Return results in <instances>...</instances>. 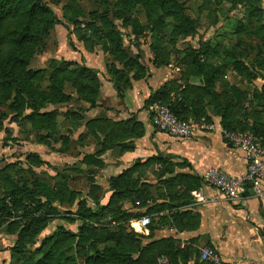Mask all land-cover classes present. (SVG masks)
Segmentation results:
<instances>
[{
    "label": "trees",
    "instance_id": "obj_1",
    "mask_svg": "<svg viewBox=\"0 0 264 264\" xmlns=\"http://www.w3.org/2000/svg\"><path fill=\"white\" fill-rule=\"evenodd\" d=\"M200 1L203 4L201 11L212 5L223 6L225 4H229L228 12H232L237 7L245 6V9L256 17L258 10L260 11V8L256 6L259 0L258 2L257 0ZM167 2H173V5L180 11L177 21L181 25H179L177 31L180 32L186 26L191 34L196 35L195 21L184 15L183 8L181 6L178 8L179 6L175 0H161L159 4L154 3L163 9ZM77 10L80 15H90L89 27L94 28L93 25L100 16L97 13L87 14L80 8ZM71 20L76 22L74 19ZM244 20L242 19L236 24L237 30L229 38L230 43H233V41H236V43L231 46L226 45L224 54L228 56L225 57L224 62L230 65L232 63V67L227 65L226 68L235 73L247 75L252 80H257L259 69L264 68V23L258 20L262 32H258L256 29H253L256 32H252L251 24L246 26L247 24L242 23ZM57 21L52 9L44 3V0H0V103L12 97L16 88L15 84L21 78L26 82L39 81L44 78L45 70L42 72L32 71L28 70L27 66L34 56L36 47L39 45V39L49 36L53 25ZM253 22L257 24L256 21ZM248 30L253 34L252 39L246 34ZM247 39L253 41V43L251 41L247 42ZM177 40L174 38L171 44L175 45ZM241 46L245 48L243 55L241 51L238 52V48ZM182 52L177 51L176 53L184 55L180 59V67L184 70L181 76L183 90L176 91L172 96L173 91L170 84H167L154 93L150 99L149 108L155 103H161L169 106L175 116L181 120L200 122L205 118L207 119V107H212L216 115L221 118V124L225 130L252 132L263 138L264 143V90L260 91L255 87L253 81L249 85V88L252 87L251 89L229 86L227 88L228 92L219 93L217 91L218 83L224 82L226 73L214 64V59L217 60V52L215 53L213 44L210 41L205 42L203 49L192 48L184 53ZM155 56L154 64L156 66L170 65L164 55L158 52V49L155 50ZM259 60H263V62L260 63ZM63 62L67 67H73L68 73L73 79V87L78 91L79 98L87 102L90 107H96L99 91L98 75L85 66L69 63L65 60ZM126 66L138 71L134 79H141V73H144L145 68L139 63V60H129ZM50 67L53 72L49 78L50 83L47 89L55 96H59L60 100L67 99V94L64 91L66 76L61 74L62 70H60L57 61H52ZM38 72L42 73L41 77L36 76ZM111 74L115 78V86L120 94L123 92L122 87L127 88L129 86V82L125 79L127 74L125 71H118L115 65H112ZM192 78H202V85H193L191 83ZM173 89L175 91V88ZM230 93L232 96H230ZM15 98L17 99L18 96ZM32 109L34 110V107ZM61 115L64 116V119L75 121H79L81 118L78 113L70 111L63 114L59 111L35 112L32 128L38 132L53 133L56 130L57 119ZM101 127L107 138H121L128 133L139 134L138 127L130 123L106 122ZM63 141L68 143L69 138L63 137ZM66 150L63 149L58 152L65 153ZM157 160L162 164L165 163L164 160L159 158ZM21 180L23 181L21 186L15 181L9 186L6 185L7 196L0 198V231L7 225L19 233V238L10 250L11 261L13 260L14 264H163L160 262L161 260H166V264H178V259L182 260L183 264L188 262L190 250L178 249L171 240L158 241L143 246L142 239H150L155 235L157 229L155 218L152 217V224L146 229L149 231H145L147 233L141 236L129 232L126 224H128V221L138 220L146 215L160 213L165 210L173 212L175 209L191 205L193 202L192 191L202 187L199 179H195L190 183L182 181L185 190L181 196L177 194L178 200L167 203L155 201L154 207L150 208L146 214L126 212L118 204L113 207L118 200H129L133 204L136 202L145 204L149 200H154L150 193L148 196H142L141 191L144 188L140 184V180L135 181L130 175L112 179L115 195L106 207H101L99 212H95L87 207L85 203H81L77 213H67L70 216L73 215L75 221L81 222L77 232L59 226L52 234L43 238L40 243L38 241L39 236L47 229L50 221L62 219V214L55 207H51L49 213L43 212V205L35 199L34 195L45 192L51 203L65 205L69 202L73 203V201H69V198L75 195V192L68 187L66 181L63 185L60 184L59 188L52 189L45 186L40 178L35 175L34 185L39 187V190L31 193L27 189L28 180L25 177H21ZM9 181H12L10 176L4 178V182ZM126 194H129L128 197ZM12 198H15L13 204L19 202L39 204L35 207L28 204L30 206L26 205L23 211H13L9 200ZM162 198L165 199L163 195ZM102 211L111 217L113 224H116V222L122 224L119 227H114V229L94 227L93 220L99 217ZM180 215L185 216L187 213H175L172 217L178 218ZM100 244H104V249L100 247ZM108 244L113 246H107Z\"/></svg>",
    "mask_w": 264,
    "mask_h": 264
},
{
    "label": "rangeland",
    "instance_id": "obj_2",
    "mask_svg": "<svg viewBox=\"0 0 264 264\" xmlns=\"http://www.w3.org/2000/svg\"><path fill=\"white\" fill-rule=\"evenodd\" d=\"M160 1L75 0L74 2V0H44V3L52 9L58 21L53 25L49 36L39 39V45L36 47L34 56L27 66L28 70L32 71L42 72L45 70L44 78L39 81L31 80L30 82H26L21 78L15 84L16 88L12 97L0 103V198L7 196V186L11 185L13 181L21 186L23 183L21 177H25L28 180L27 189L31 193H34V191L38 192L39 187L34 185L35 175L49 188H59L60 184L63 185V183H66L65 181L68 182L70 180L73 187L80 191V193L75 192V195L69 198V201H73V203H66L65 206L59 203H51L47 199L45 192H39L34 195L35 199L43 205V212L49 213L50 208L55 207L62 214V219L50 221L47 229L39 236V243L47 235L52 234L59 226L76 232L81 224L74 220L75 217L73 215L70 216L67 213H77L81 203H85L87 207L95 212H99L101 207L108 205V202L104 201V203L99 198L101 193L97 191L95 193L92 191L87 196V182L84 178L77 176L80 174L79 166L74 165L79 159L77 158L78 152H71V155H69L70 153L63 155L64 153L58 152L63 149H70V140L68 143L63 141V135L67 134V131H73L77 128L79 121L64 119V116L61 115L57 119L56 130L53 133L38 132L32 128L33 114L35 112L59 111L63 114L69 111H77L78 113L81 111L79 107L82 100L79 98L76 88L73 87V79L68 73L73 67L69 68L63 64V60L69 58L71 49L73 52H78L79 48H86V51L102 55L106 62L111 61L116 66L121 65L127 69H131L130 66L126 65L132 59L144 60L145 63L147 61L150 63V60L152 62L153 56L156 59L155 50L158 49V52L163 54L169 62V66L175 70L177 69L179 72L177 71L176 73L180 75V72H184L180 67V59L184 55H179L176 52L183 51L182 53H184L192 48L203 49L205 42L210 41L213 44L215 53L217 52V60L214 59V64L222 68L226 73L224 82L218 83L217 91L219 93L228 92L227 88L229 86L251 89L252 87L249 88V85L253 81H257L252 80L247 75L234 73V71L226 68L227 65L232 67V63L231 65L225 64V57L228 55L225 56L224 49L226 45L231 46L236 43V41L230 43L229 38L237 30L236 24L242 19H245L242 23L247 24L246 26L251 24V30L256 29L258 32H262L260 31L261 24L258 20L264 23V0H259V2L257 0L256 6L260 8V11L258 10V16L256 15V17L251 15L245 9V6L237 7L232 12H228L229 4L223 6L212 5L201 11L203 4L200 0H175L179 6L178 8L180 6L183 8L184 15L195 21L196 35L191 34L186 26L180 32L177 31V28L181 25L177 21V17L180 16L179 9L173 5V2H167L165 4L167 8L164 7L162 9L155 4H159ZM79 8L87 14L97 13L100 16L93 25L94 28L89 27L90 15L78 14L77 9ZM253 21H256L257 24ZM252 32L256 31L253 30ZM252 32L250 30L246 31L250 39L253 38ZM174 38L178 40L175 45H172ZM250 41L247 39V42ZM238 50L243 55L245 48L241 46ZM103 52L110 58L105 56ZM52 61L59 63V68L62 70L61 74L66 76V78L64 77L66 79L64 91L67 94V99L60 100L59 96H55L47 89L50 83L49 78L53 72L50 67ZM259 61L260 63L263 62V60ZM108 67L110 68V66ZM41 72H38L36 76L41 77ZM262 73H264V68L259 69V74L262 75ZM193 82L198 84L199 80L194 79ZM257 86L260 87L261 82H258ZM16 96H18L17 99L15 98ZM230 96H232L231 93ZM85 103L87 106L89 105L87 102ZM32 107H34V110ZM8 176H10L12 181L4 182V178ZM72 177L76 178L72 179ZM101 184L104 187H102L103 189L108 188V179L104 178ZM143 188V191H141L142 196H148V187L143 186ZM176 191L177 188H168L163 197L169 200L178 199ZM128 195L126 194L127 197ZM14 199H9L13 211H23L26 205L35 207L39 204L27 202L13 204ZM98 199H100V202ZM123 203L126 207H130L128 205L129 201L126 200H118L113 207L117 204L122 206ZM136 203L133 204L132 202L136 208L149 205L152 209L155 205L149 202L145 204ZM112 224L111 217L104 211L93 220V226L96 228L106 227L114 229V227H119L122 223L116 222V224ZM126 225L132 227L129 221ZM128 231L130 232L131 230L129 229ZM18 238V231L7 225L2 228L0 231V264L6 263L2 260L3 256L1 257V254L7 251L4 248L9 247V250L12 249ZM142 241L144 246V242L147 240L142 239ZM109 245L113 246L112 244L107 246ZM100 247L104 249V244H100ZM7 256L10 257V254L8 253ZM10 264H14L11 258Z\"/></svg>",
    "mask_w": 264,
    "mask_h": 264
},
{
    "label": "crops",
    "instance_id": "obj_3",
    "mask_svg": "<svg viewBox=\"0 0 264 264\" xmlns=\"http://www.w3.org/2000/svg\"><path fill=\"white\" fill-rule=\"evenodd\" d=\"M85 49L81 47L75 53L71 49L70 56L65 61L85 66L98 75L97 105L92 108L80 101L81 111H76L81 116L77 128L62 135L69 137L71 143L70 149L63 155L78 152L79 159L74 165L79 166L80 174L77 176L87 182V196L92 191H97L101 193L99 198L109 204L115 195L111 180L130 175L132 179L140 180L142 186L148 187L154 198L149 203H167L172 200L162 199L161 195L168 188H177L176 192L181 196L185 190L182 181L190 183L199 179L208 202L202 206L191 204L173 212L165 210L146 215L145 217L155 218L157 229L153 238H145L147 241L144 246L171 240L178 249L190 250L187 264H204L200 260V252L207 247L217 252L222 264H264L262 201L252 190H248L240 200L226 201L216 189L204 186V177L212 169L224 171L233 177H242L248 171V161L244 154L227 143L221 118L214 109L207 107V119H203L212 128L200 129L190 139L179 140L162 133L153 124L149 110L150 99L167 84H170L173 91L172 96L176 91L183 90L182 72L178 75V70L171 66H156L153 56L151 64L149 61L145 63L144 60H139L145 70L141 73V79L136 80L134 76L137 70L116 66L111 61L106 62L102 55ZM103 54L105 55L104 52ZM112 65L127 74L125 79L129 86L122 87L123 92L120 94L111 74ZM194 79H198L199 83H194ZM258 82H261L260 87L257 86ZM191 83L200 86L202 78H192ZM254 86L260 91L264 90V73L258 75ZM106 122L130 123L138 127L139 134L128 133L121 138H107L101 127ZM157 158L165 163L158 162ZM104 178L109 181V186L105 189L101 184ZM71 183L70 180L67 182L68 187L80 193ZM128 205L130 207L123 203L121 207L130 213L146 214L150 209L149 205L136 208L130 201ZM175 213L187 215L172 217ZM135 220L129 222L132 224ZM127 227L139 236L149 231H137L133 225ZM4 249L7 251L1 254L2 260L5 264H10L11 249ZM8 253L10 257L7 256ZM160 262L167 263L166 260ZM177 263L183 264L179 259Z\"/></svg>",
    "mask_w": 264,
    "mask_h": 264
},
{
    "label": "built area",
    "instance_id": "obj_4",
    "mask_svg": "<svg viewBox=\"0 0 264 264\" xmlns=\"http://www.w3.org/2000/svg\"><path fill=\"white\" fill-rule=\"evenodd\" d=\"M152 121L156 129L162 133L179 139H190L198 130L212 127L205 121H184L175 116L169 106L155 103L150 108ZM228 144L240 150L248 161L247 174L233 177L224 171L212 169L204 177V186L216 189L226 201L240 200L248 190H252L264 208V143L263 138L252 132L223 131ZM192 206H202L208 202L203 186L192 191ZM139 205V204H138ZM152 224L150 217H143L132 222L137 231H145ZM200 260L208 264H222L221 258L212 248L200 252Z\"/></svg>",
    "mask_w": 264,
    "mask_h": 264
}]
</instances>
